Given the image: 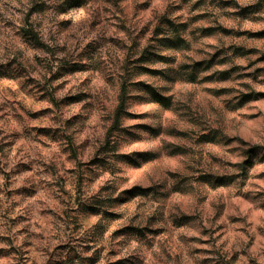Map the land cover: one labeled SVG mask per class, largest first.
<instances>
[{
	"label": "clouds",
	"instance_id": "9594fccd",
	"mask_svg": "<svg viewBox=\"0 0 264 264\" xmlns=\"http://www.w3.org/2000/svg\"><path fill=\"white\" fill-rule=\"evenodd\" d=\"M118 261L264 264V0H0V264Z\"/></svg>",
	"mask_w": 264,
	"mask_h": 264
},
{
	"label": "rangeland",
	"instance_id": "374dc122",
	"mask_svg": "<svg viewBox=\"0 0 264 264\" xmlns=\"http://www.w3.org/2000/svg\"><path fill=\"white\" fill-rule=\"evenodd\" d=\"M143 59V58H142ZM117 264H120V262L118 261Z\"/></svg>",
	"mask_w": 264,
	"mask_h": 264
}]
</instances>
